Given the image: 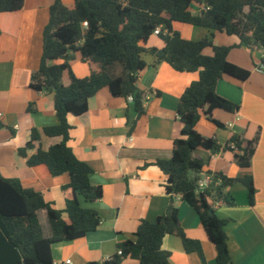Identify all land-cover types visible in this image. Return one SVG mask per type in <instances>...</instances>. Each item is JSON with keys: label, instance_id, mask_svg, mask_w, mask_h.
<instances>
[{"label": "trees", "instance_id": "obj_1", "mask_svg": "<svg viewBox=\"0 0 264 264\" xmlns=\"http://www.w3.org/2000/svg\"><path fill=\"white\" fill-rule=\"evenodd\" d=\"M24 4L25 0H0V13L19 11ZM193 4L202 9L194 13ZM175 22L237 36L241 46L264 53V0H75L73 9H68L62 0H55L51 5L40 65L31 75L30 88L53 94L58 123L43 130L33 128L30 140L18 149V155L27 159L29 167L45 165L53 177L68 174L70 182L62 189L72 190L75 196L66 201L64 210H58L41 192L24 188L19 179L0 175V264H54L55 245L97 230L101 223L98 211L84 207L80 199L94 204L103 197V189L92 185V167L79 160L69 146L72 126L67 116L85 114L89 100L105 87L114 97L132 99L137 117L143 115L147 94L137 83L139 73L149 66L146 56L152 58L153 67L167 63L177 72H199V79L186 88L178 104L177 114L183 127L174 141L173 155L169 160H157L155 165L167 176V193L180 196L198 213L207 238L216 249L215 264H233L225 232L228 221L216 215L213 202L234 206V197L225 190L240 183L247 188L253 205L254 178L205 172L206 162L195 156V151H230L239 167L249 168L260 133L246 140L242 134L231 132L226 144L221 145L216 138L202 136L196 127L205 114L212 123L225 128L214 119L213 112L222 109L235 113L240 107L221 97L217 85L225 75L245 81L251 72L228 61L233 47L215 45L213 34L199 41L184 39L174 29ZM158 28L163 48L147 47ZM206 48H212V56L203 54ZM77 53L83 62L95 63L98 70L78 78L72 70ZM65 74L70 77L67 86L63 84ZM35 111L36 103H30L28 112ZM43 136L61 140L45 150L41 146ZM37 144V151L28 157L27 152ZM203 173L213 174L214 183L201 191L198 183ZM41 210L47 213L50 236L43 232L38 215ZM167 235L179 237L185 251L197 253L205 263L201 243L187 238L179 210L173 207L153 222L142 220L134 239L118 244L117 252L108 260L88 264H122L126 259L139 264H172L171 253L163 249Z\"/></svg>", "mask_w": 264, "mask_h": 264}, {"label": "crops", "instance_id": "obj_2", "mask_svg": "<svg viewBox=\"0 0 264 264\" xmlns=\"http://www.w3.org/2000/svg\"><path fill=\"white\" fill-rule=\"evenodd\" d=\"M54 1L25 0L23 9L0 13V175L19 179L24 188L41 192L47 202L64 210L66 201L75 196L72 190L62 189L70 182L69 175L53 177L45 165L29 167L27 159L18 155V149L30 140L33 128L43 130L58 123L53 94L30 88L31 75L40 65L43 32ZM62 2L68 9L74 8L75 0ZM201 9L193 4L194 13ZM173 26L187 40L199 41L213 34L215 45L233 47L228 61L251 72L245 81L225 75L217 85L221 97L240 107L235 113L222 109L213 112L214 119L225 128L212 123L205 114L196 127L202 136L216 138L221 145L226 144L231 132L242 134L246 140H252L259 132L251 166L239 167L230 151L212 154L198 149L195 156L205 160V172L223 173L230 178L253 176L256 187L253 205L247 188L240 183L225 190L234 197V206L222 202L213 205L216 215L228 221L225 232L233 264H264V72L259 69L264 53L241 46L237 36L177 22ZM163 46L157 35L147 43V47ZM203 54L212 56V48H206ZM145 60L149 66L139 73L137 83L147 94L143 115L137 117L132 99L114 97L105 87L89 100L85 114L67 116L72 126L69 146L79 160L92 167L91 183L102 187L103 197L94 204L80 199L84 207L98 211L101 223L83 238L55 245L56 264H66L68 260L71 264L103 263L117 252L118 244L134 239L142 220L153 222L173 207L179 210V221L187 238L201 243L205 263L197 253H187L179 237L167 235L163 249L171 253V263H216V249L209 242L198 213L180 196L167 193V176L155 165L157 160H169L173 155L174 141L183 127L177 114L178 104L186 88L199 79V72H177L167 63L153 67L150 56ZM72 70L78 78H85L98 66L83 62L77 53ZM63 84H70L69 74L64 75ZM30 103H36L33 113L28 112ZM60 140L43 136L41 146L47 150ZM38 147L37 144L29 150L28 157ZM38 215L45 236H50L46 211L41 210ZM122 264L139 263L126 259Z\"/></svg>", "mask_w": 264, "mask_h": 264}, {"label": "built area", "instance_id": "obj_3", "mask_svg": "<svg viewBox=\"0 0 264 264\" xmlns=\"http://www.w3.org/2000/svg\"><path fill=\"white\" fill-rule=\"evenodd\" d=\"M159 32H160V29L158 28L157 30H155L154 35H158ZM259 69H260V71L264 72V64L263 63ZM1 115L2 114L0 113V116ZM232 147H234V145H232ZM212 183H214V175L209 174V173H203L202 178L200 179V181L198 183L199 189L202 191ZM216 185H219V182H216ZM118 254H122V250H118ZM54 264H56V263H54ZM66 264H71V261L70 260L66 261Z\"/></svg>", "mask_w": 264, "mask_h": 264}, {"label": "rangeland", "instance_id": "obj_4", "mask_svg": "<svg viewBox=\"0 0 264 264\" xmlns=\"http://www.w3.org/2000/svg\"><path fill=\"white\" fill-rule=\"evenodd\" d=\"M57 63H59V62H57ZM43 226L45 227V229L47 231V227H46L45 221H43Z\"/></svg>", "mask_w": 264, "mask_h": 264}, {"label": "water", "instance_id": "obj_5", "mask_svg": "<svg viewBox=\"0 0 264 264\" xmlns=\"http://www.w3.org/2000/svg\"><path fill=\"white\" fill-rule=\"evenodd\" d=\"M212 213V212H211Z\"/></svg>", "mask_w": 264, "mask_h": 264}]
</instances>
